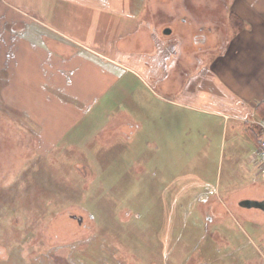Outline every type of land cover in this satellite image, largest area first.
<instances>
[{
    "label": "rangeland",
    "instance_id": "obj_1",
    "mask_svg": "<svg viewBox=\"0 0 264 264\" xmlns=\"http://www.w3.org/2000/svg\"><path fill=\"white\" fill-rule=\"evenodd\" d=\"M157 1L172 8L170 15L159 8L151 18L163 40L192 26V33L202 27L216 32L213 43H221L233 28L226 17L236 15L237 7L248 14L247 3L255 0H206L209 9H199V0ZM39 4L0 0V32L8 17L25 21L16 25L19 31H40V20L48 17L61 32L78 37L104 32V25H89L86 8L78 9L80 18L71 25L56 7L46 14ZM173 10L186 13L192 24L173 25ZM131 57L121 58L128 70L119 71L108 97L78 117L70 103L56 106L57 95L40 87L52 72L44 77L21 64L17 70L29 72L9 88L7 74L14 68L0 58V258L78 254L80 264H264V211L240 206L264 200V174L251 160L254 141L246 127L201 109L199 83L190 81L199 66L177 69L170 94L166 75L151 72L148 59ZM67 89L78 94L76 84ZM10 100L32 116H73L68 126L47 128L44 138L52 146L37 149L34 135L3 103ZM71 214L91 226L77 224Z\"/></svg>",
    "mask_w": 264,
    "mask_h": 264
},
{
    "label": "crops",
    "instance_id": "obj_2",
    "mask_svg": "<svg viewBox=\"0 0 264 264\" xmlns=\"http://www.w3.org/2000/svg\"><path fill=\"white\" fill-rule=\"evenodd\" d=\"M198 3L199 9L212 7L206 0H199ZM247 4L248 14L240 12L239 7L236 10L235 19L241 26L233 27L226 35L228 36L226 39L222 35L223 41L221 42V37L219 39L221 43L216 41L213 43L214 35L211 34L216 32L204 30L203 27L196 30V33H192V26H189L191 31L187 32L175 30L170 39L163 40L158 36L151 18L159 8L168 15L171 14L169 11L172 9L164 7L165 3L161 1L155 4V0H40L41 10L49 14L50 10L56 7L57 13L63 15L71 25L80 18L77 15L78 9L86 8L89 25L90 22L94 26L104 25V32L96 34L94 30L92 35L88 33L78 37L72 33L61 32L48 17L40 20L45 24V28L40 24V31L27 26L19 31L15 30L16 25L25 21L8 17L7 21H3L6 25L5 31L0 32V58L3 60L0 61L4 63L7 59L6 64H12L14 68L10 71L11 74H7V87L14 88L16 83L26 77L28 70L24 69V72L17 70L21 64L24 67L31 66L34 71H40L44 77L50 71L51 81L46 82L44 79L40 87L45 91L51 90L57 95L56 106L64 108L70 103L75 112L74 116L78 117L87 115L93 105L108 97L111 86L119 76V71L128 70L121 61L124 56L134 55L131 59L138 62L148 59L152 65L151 72L169 78L167 88L170 94L176 91L170 78H176L177 69L180 71L188 68V72L193 64L199 66V70L191 73L190 81L199 83V97L201 98L202 95L204 97L200 101L205 105L201 109L210 115L232 120L237 126L243 123L254 141V154L259 131L253 126L256 127L255 122L261 118L257 114L256 107L264 103V0H255ZM172 7L181 8L175 3ZM172 13L174 20L178 19L176 20L178 22L170 21L173 25L192 24L186 13L179 15L174 10ZM217 18L216 16L215 19ZM232 19L231 16H227L226 24H231ZM49 28L54 32L49 31ZM186 35L189 38L183 39ZM183 40L186 42H182ZM193 40L202 42L193 44L191 42ZM222 43L228 45L224 46ZM208 46H212L211 52L207 49ZM202 51L205 52L201 54ZM199 54L200 57H194ZM189 64L190 66H187ZM2 71L3 68H0V76ZM73 84L77 85L78 94L67 89ZM86 88L89 89L88 96L83 95L84 99H81L80 95L82 92H87ZM15 92L16 90L13 93ZM14 102L3 101L17 118L20 117V127L34 135V146L37 149L41 146H52L48 145L44 138L43 132H46L47 128H53L59 123L68 126L69 119L73 116L72 114L63 118L55 117L54 120L43 112L32 116L23 104L19 110L17 105L14 108ZM104 114L109 119L113 118L115 113L106 111ZM74 123L71 122L72 125ZM78 256L75 254L68 259H50L48 255H40L35 259H25L26 257H19L13 253L6 259H0V264H80ZM93 260L95 264H109L106 259Z\"/></svg>",
    "mask_w": 264,
    "mask_h": 264
},
{
    "label": "built area",
    "instance_id": "obj_3",
    "mask_svg": "<svg viewBox=\"0 0 264 264\" xmlns=\"http://www.w3.org/2000/svg\"><path fill=\"white\" fill-rule=\"evenodd\" d=\"M255 125L259 131V139L253 154V159L258 164L259 172L264 174V118L258 119Z\"/></svg>",
    "mask_w": 264,
    "mask_h": 264
},
{
    "label": "water",
    "instance_id": "obj_4",
    "mask_svg": "<svg viewBox=\"0 0 264 264\" xmlns=\"http://www.w3.org/2000/svg\"><path fill=\"white\" fill-rule=\"evenodd\" d=\"M171 30L169 28L164 29V34H169ZM240 206L245 208H258L264 211V200L263 201H252V200H244L240 202Z\"/></svg>",
    "mask_w": 264,
    "mask_h": 264
},
{
    "label": "flooded vegetation",
    "instance_id": "obj_5",
    "mask_svg": "<svg viewBox=\"0 0 264 264\" xmlns=\"http://www.w3.org/2000/svg\"><path fill=\"white\" fill-rule=\"evenodd\" d=\"M70 218L72 219V220H74L77 224H79V225H82V226H88V227H90L91 225H89V224H84V221H83V219L81 218V216L79 217L78 215H75V214H71L70 215ZM88 218L90 219V220H93L92 219V217L88 214ZM59 251V250H58ZM39 256V255H38ZM38 256H29V257H26L25 259H35V258H37ZM7 257H3V258H0V259H6ZM50 259H57V258H53V257H49ZM61 259V258H60Z\"/></svg>",
    "mask_w": 264,
    "mask_h": 264
},
{
    "label": "trees",
    "instance_id": "obj_6",
    "mask_svg": "<svg viewBox=\"0 0 264 264\" xmlns=\"http://www.w3.org/2000/svg\"><path fill=\"white\" fill-rule=\"evenodd\" d=\"M231 16V19H232V24H233V27L234 28H237V27H239V26H241V24L240 23H238L237 21H236V15H230ZM256 111H257V114L261 117V118H264V103H260V104H258L257 105V107H256Z\"/></svg>",
    "mask_w": 264,
    "mask_h": 264
}]
</instances>
